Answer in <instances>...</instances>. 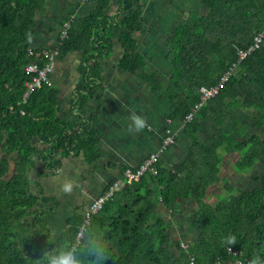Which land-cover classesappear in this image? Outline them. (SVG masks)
Listing matches in <instances>:
<instances>
[{
    "label": "trees",
    "instance_id": "trees-1",
    "mask_svg": "<svg viewBox=\"0 0 264 264\" xmlns=\"http://www.w3.org/2000/svg\"><path fill=\"white\" fill-rule=\"evenodd\" d=\"M50 1L60 0H0V264H25L19 250L22 236H32L23 242V251L33 260L55 247L38 230H47L44 215L54 207L46 212L35 208L38 201L49 200L31 192L29 174L36 156L47 175L58 172L62 159L81 151L88 164L97 160L99 107L90 115L85 109L96 94V80L101 79L100 58L118 41L123 47L118 66L127 72L141 68L134 33L143 26L139 2L144 0H77L76 5L82 1L96 7L85 17L55 16L47 24L55 32V42L43 46L36 37L46 25L49 6H54ZM114 1L116 13L106 14ZM199 2L204 12L191 11L169 38L170 50L176 52L172 81L182 91L173 118L184 123L202 103V88L218 85L225 74L228 81L182 127L193 140L182 162L173 168L161 165L162 156L177 142L175 134L173 145L154 165L155 173L146 172L129 184L124 171L139 166L126 168L92 201L111 192L91 217L109 230L114 255L107 264H189L191 258L194 264L238 259L246 264L254 255L264 257V0ZM261 35L259 47L240 57L239 50L253 47ZM55 48L59 52L53 68L70 52L82 53V80L72 111L76 119L71 122L61 117L53 71L24 100L26 84L38 75L26 68L35 63L42 69L47 58L37 53ZM201 130L205 136H197ZM39 144L45 148L39 150ZM229 154L237 155L234 175L250 181L247 187L236 188L227 180V193H217L216 201H209V191L220 183L223 160ZM90 205L69 219L65 233L75 234ZM180 212L190 220L191 230L185 234H180ZM228 235L237 238L231 252L222 243Z\"/></svg>",
    "mask_w": 264,
    "mask_h": 264
},
{
    "label": "crops",
    "instance_id": "crops-1",
    "mask_svg": "<svg viewBox=\"0 0 264 264\" xmlns=\"http://www.w3.org/2000/svg\"><path fill=\"white\" fill-rule=\"evenodd\" d=\"M63 1L67 6L63 11L69 14H80L82 17L90 14L96 7L95 3L85 4L81 1L79 5H76L77 0ZM116 2L114 1L106 10V14L116 13ZM190 4L200 9L191 7ZM139 5L142 7L143 26L140 31L134 33V38L141 68L135 72L121 69L118 63L123 47L118 41L115 42L105 57L100 58L99 76L101 79L96 80V94L92 96L85 109V114L90 115L99 107L96 123L97 160L93 164H88L84 152L81 151L79 154H72L62 159V166L58 172L47 175L44 163L37 156L35 157V168L29 174L32 182L31 192L35 195L40 194L49 200L46 203L38 201L36 209L40 208L46 212L54 207L52 213L44 215L47 224L56 223L58 213L62 212L64 229H67L69 219L76 212L86 211L84 209L102 193L111 180L121 178L123 170L137 168L149 155L159 150L164 131L168 126H171L170 128L175 132L177 142L162 156L161 165L173 168L189 155L193 143L191 135L182 129L183 122L173 118V112L182 97V91L172 81V74L176 69L173 66L176 52L170 50L169 38L174 34L175 29L188 19L191 11L204 12V7L201 6L199 0H144L140 1ZM49 23L51 21L46 22L45 27L36 37L38 42L43 43V46L55 42L52 37L55 32L47 28ZM40 35H43L41 39H39ZM81 64L82 53L73 51L59 59L52 73L53 85L59 93L61 117L69 122L76 119L72 111L75 90L82 80ZM129 110L143 115L150 127L140 133H127L125 129L129 122L127 119ZM198 133L201 134L197 136H205L202 130ZM38 148L43 150L45 145L39 144ZM2 156L0 145V158ZM231 156L233 154L224 157L221 169L223 172L225 168L227 173L230 172V176L234 173L233 167L237 159L234 156L232 160ZM40 174L46 176L39 179ZM220 176L224 182L229 180L227 176ZM233 176H237V180L243 178L244 183L246 181L245 177ZM66 179L75 180L78 184L70 196L58 191L59 184ZM247 181L250 179L247 178ZM211 195L214 194L210 193ZM181 217H184V214L180 215L178 220ZM187 231L188 226L186 229L182 228L180 234H185Z\"/></svg>",
    "mask_w": 264,
    "mask_h": 264
},
{
    "label": "clouds",
    "instance_id": "clouds-1",
    "mask_svg": "<svg viewBox=\"0 0 264 264\" xmlns=\"http://www.w3.org/2000/svg\"><path fill=\"white\" fill-rule=\"evenodd\" d=\"M126 132L129 134L140 133L149 128V122L143 115L129 110ZM62 171V169L60 170ZM58 179V177H54ZM78 184L75 180L66 179L59 184L58 191L64 195H72ZM94 213L89 210L83 221L76 227L74 235L69 236L64 231L63 213H58L56 223L47 225V230L38 229L47 236V243L55 245L51 250L45 251L39 259L29 258L23 251V242L30 237H21L19 250L25 264H107L113 259V250L108 238V229L94 222L91 217ZM36 230V229H35ZM34 232V231H33ZM33 235V234H32ZM227 251L231 252L237 243L235 235H228L222 241ZM236 264H244L237 260ZM246 264H264V257L257 254L247 260Z\"/></svg>",
    "mask_w": 264,
    "mask_h": 264
},
{
    "label": "built area",
    "instance_id": "built-area-1",
    "mask_svg": "<svg viewBox=\"0 0 264 264\" xmlns=\"http://www.w3.org/2000/svg\"><path fill=\"white\" fill-rule=\"evenodd\" d=\"M69 25H70L69 22H67L64 25L63 36H65L67 34V29H68ZM261 40H262V35L255 39V44L253 45V47L249 48L246 51L245 50H239L240 57L246 56L252 49H257L260 45ZM58 52H59L58 48H55L54 50H51V51H49V50L39 51L37 53V55H39V56L43 55L44 57L47 58V62L44 64V67L42 69H40L37 64L32 63L31 65H29L26 68L27 72L37 73L38 75L36 77H34V79L31 82L26 84V86L28 87V90L26 91V93L24 95V100L28 99L29 95L35 90V88L41 87L42 81H47L48 73L52 72L54 69L53 68L55 65L54 56ZM227 81H228V74H225L218 85H216L212 88H209V89L208 88H202V90H201L202 100H203L202 103L199 105H196L193 108V111L186 117L183 125H185L187 122H190L191 120H193L195 114L200 110L202 104L204 102H206L208 99L217 95L218 92L220 91V89L224 86L225 82H227ZM174 139H175V132H173L172 129L169 128L167 130V135L164 137L162 144L159 147V150L157 152H155V154L149 156L148 159H146L135 171H132L129 169L124 171L123 176L126 179V182L130 184L133 181H137L141 176H143L146 172H149V171L155 173L154 165L158 162V160L162 156L163 152L166 151L169 148V146L173 145ZM117 184H120V182L119 181L116 182L112 186L111 190L114 187H116ZM110 197H111V192L107 193L106 195H104L102 197H99L96 201H94L90 205L89 210H91L94 214L98 213L102 209L105 202ZM189 264H194L192 258L190 259ZM219 264H222V263H219ZM227 264H236V261H230Z\"/></svg>",
    "mask_w": 264,
    "mask_h": 264
},
{
    "label": "rangeland",
    "instance_id": "rangeland-1",
    "mask_svg": "<svg viewBox=\"0 0 264 264\" xmlns=\"http://www.w3.org/2000/svg\"><path fill=\"white\" fill-rule=\"evenodd\" d=\"M55 2H59V3H55ZM191 2V1H190ZM49 3H54V6L53 5H50L49 6V12L48 14L45 16L44 18V21L46 22H50L55 16L60 18L61 16L63 17H66V11H63L64 8H66L67 6L65 5L66 2L63 1V0H60V1H50ZM62 3V5H61ZM191 7H194V8H198L200 9V7H197L195 6L194 4H190ZM62 11V12H61ZM53 12H55V15L53 16ZM43 37V35H40V38L41 39ZM236 156L235 158H237V155L236 154H233V156H231V159L233 160V157ZM230 173V172H229ZM229 173H227L226 169L224 168L223 169V172L221 173L222 176H227L229 178V181H231V184H233L235 187L239 188V187H247V185H245L244 181H243V178L237 180V176H233L234 173H231L232 176L229 175ZM224 184L225 182L223 180L220 181V183L218 185H216L215 187L211 188V190L209 191V193H213L214 195H211L210 198H209V201H216V199H214L215 194L217 193H223V194H226V190H225V187H224ZM187 209H185L186 211ZM189 212L188 210L186 211V215H188ZM182 215V212L179 213V216ZM188 219H189V216H188ZM187 218L184 217H181L180 219V225L182 228H185L188 226V229L191 230L190 228V220H188ZM184 226V227H183ZM179 240V239H178ZM187 242V241H186ZM181 248L186 250V248H188L185 244V242H181Z\"/></svg>",
    "mask_w": 264,
    "mask_h": 264
}]
</instances>
